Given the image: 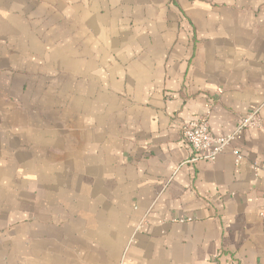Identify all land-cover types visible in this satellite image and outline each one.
<instances>
[{
	"label": "crops",
	"instance_id": "1",
	"mask_svg": "<svg viewBox=\"0 0 264 264\" xmlns=\"http://www.w3.org/2000/svg\"><path fill=\"white\" fill-rule=\"evenodd\" d=\"M208 105L264 117V0H0V264H264V130L189 161Z\"/></svg>",
	"mask_w": 264,
	"mask_h": 264
},
{
	"label": "built area",
	"instance_id": "2",
	"mask_svg": "<svg viewBox=\"0 0 264 264\" xmlns=\"http://www.w3.org/2000/svg\"><path fill=\"white\" fill-rule=\"evenodd\" d=\"M211 105L195 119L182 124V138L192 148L193 156L189 161L198 159L213 161L227 147H229L234 137L244 129L264 130V117L258 112H250L237 120L235 128L231 134L225 136H216L210 132L209 117ZM235 164L242 160V154L237 149H232ZM226 264H236L232 258H229Z\"/></svg>",
	"mask_w": 264,
	"mask_h": 264
}]
</instances>
